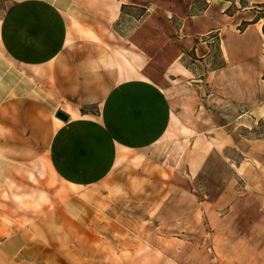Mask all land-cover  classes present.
<instances>
[{
  "label": "rangeland",
  "instance_id": "374dc122",
  "mask_svg": "<svg viewBox=\"0 0 264 264\" xmlns=\"http://www.w3.org/2000/svg\"><path fill=\"white\" fill-rule=\"evenodd\" d=\"M256 1L192 0L189 15L207 9L223 26L198 36L208 54L170 64L165 49L144 62L147 86L118 91L103 113L84 109L100 130L62 121L54 161L44 156L49 119L61 121L27 100L0 106V264H264V37L245 59L240 48L226 62L221 48L224 27L240 35ZM10 6L0 0V17ZM128 12L123 35L106 42L142 74L127 38L147 15ZM168 21L177 31L183 22Z\"/></svg>",
  "mask_w": 264,
  "mask_h": 264
},
{
  "label": "crops",
  "instance_id": "0c3cea01",
  "mask_svg": "<svg viewBox=\"0 0 264 264\" xmlns=\"http://www.w3.org/2000/svg\"><path fill=\"white\" fill-rule=\"evenodd\" d=\"M10 3L0 17V106L11 99L31 101L42 105L49 119L50 114L68 103L76 108L77 115L66 113V122L90 123L99 130L100 125L90 121L94 113L84 109L102 106L103 113L115 104L118 91L134 84L147 86L151 77L144 76V62H161L157 55L163 56L165 49L172 51L170 64L191 49L196 58L205 57L209 52L207 40L202 41L198 36L223 29L213 23L207 9L201 15H189L192 0H10ZM122 4L145 7L148 11L127 38L128 51L133 54L135 63H141L142 74L124 54L111 49L106 42L119 35L115 24ZM125 15L132 17L130 13ZM171 17L183 20L179 32L166 26ZM224 28L221 48L226 62L239 60L231 51L239 52L240 48L243 59L259 54L264 37L262 21L248 24L238 36L230 27ZM178 35L180 39H176ZM240 39L242 44L236 49L232 42ZM177 68L182 72L178 74L192 76L180 63ZM156 87L164 99L165 93L158 84ZM163 105H159L157 112L164 114ZM166 116L167 121L158 126L168 127L169 115ZM60 121L54 127L49 119L52 132L44 156L51 161L55 160L52 147L58 137L66 133ZM175 121L172 115L171 123ZM98 142L100 145V138ZM112 152L114 156L115 145Z\"/></svg>",
  "mask_w": 264,
  "mask_h": 264
},
{
  "label": "trees",
  "instance_id": "16d2710c",
  "mask_svg": "<svg viewBox=\"0 0 264 264\" xmlns=\"http://www.w3.org/2000/svg\"><path fill=\"white\" fill-rule=\"evenodd\" d=\"M255 7L258 8V9H256L257 10L256 17L252 21H242V25H247V24H249L251 22H255V21L261 19L262 20V28L261 29H262V33L264 35V3H257L255 5ZM129 9H135V10L137 9V10H139L140 11V14H141L140 19L143 18L145 15L148 14V11H147V9L145 7H138V6H132V5H127V4H122L121 5L120 18H119V20L115 24V30L118 33L122 34V35H123V33L118 28V25H120V21H122V19H125V17H124V16H126L125 14L126 13L129 14V12H128ZM191 9H192V6H191ZM190 14H191V10H190ZM260 124L262 125V122Z\"/></svg>",
  "mask_w": 264,
  "mask_h": 264
},
{
  "label": "water",
  "instance_id": "95a60500",
  "mask_svg": "<svg viewBox=\"0 0 264 264\" xmlns=\"http://www.w3.org/2000/svg\"><path fill=\"white\" fill-rule=\"evenodd\" d=\"M54 116L58 117L62 121H66L68 119V115L66 113H64L63 111H61V110H57L55 112Z\"/></svg>",
  "mask_w": 264,
  "mask_h": 264
},
{
  "label": "bare ground",
  "instance_id": "6f19581e",
  "mask_svg": "<svg viewBox=\"0 0 264 264\" xmlns=\"http://www.w3.org/2000/svg\"><path fill=\"white\" fill-rule=\"evenodd\" d=\"M261 21V20H260ZM58 118V117H57ZM59 119V118H58ZM61 120V119H60Z\"/></svg>",
  "mask_w": 264,
  "mask_h": 264
}]
</instances>
